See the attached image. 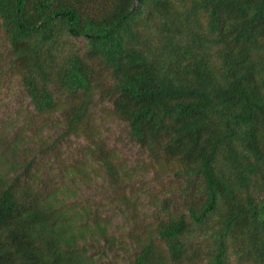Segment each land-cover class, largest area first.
Listing matches in <instances>:
<instances>
[{
  "label": "trees",
  "instance_id": "16d2710c",
  "mask_svg": "<svg viewBox=\"0 0 264 264\" xmlns=\"http://www.w3.org/2000/svg\"><path fill=\"white\" fill-rule=\"evenodd\" d=\"M0 28L30 114L63 117L45 154L85 138L129 225L123 244L0 136V264H98L102 245L127 264H264V0H0ZM97 100L159 190L134 191Z\"/></svg>",
  "mask_w": 264,
  "mask_h": 264
},
{
  "label": "rangeland",
  "instance_id": "374dc122",
  "mask_svg": "<svg viewBox=\"0 0 264 264\" xmlns=\"http://www.w3.org/2000/svg\"><path fill=\"white\" fill-rule=\"evenodd\" d=\"M8 64L7 44L0 28V68L6 69V78L0 79V136L6 138V145L17 146L19 153L17 161L20 164L26 165L32 160L37 162V166L31 171L34 174L37 173L41 182L46 186L70 188L69 197L71 199H68V202L92 206L95 209L101 208L102 214L112 220L111 232L119 241L127 244L129 225L112 203L114 193L109 187L101 164L95 162L89 154L88 141L83 137L72 136L62 141L60 148H56L53 153L45 154L47 146L44 145L51 144L62 132L63 117L56 115L47 122L33 117L30 114L29 98L19 77L11 73ZM110 110L111 106L108 103L96 101L94 113L97 126L109 148L116 152L118 162L130 172L133 170L136 172L133 177L134 191L147 189L155 192L159 190V185L152 179V173H146L145 169H142L143 161L146 160L145 156L130 139L125 124L115 119ZM74 168L87 169L89 175L81 179L79 176L82 171H80L79 176L72 179L68 174ZM140 195L143 203L149 201L147 195L144 193ZM92 252L98 264L128 263L129 255L122 251L108 252L104 245L100 249L95 247ZM104 252L108 255H103Z\"/></svg>",
  "mask_w": 264,
  "mask_h": 264
}]
</instances>
